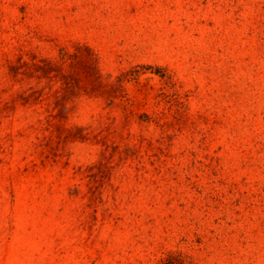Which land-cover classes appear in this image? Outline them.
Instances as JSON below:
<instances>
[{"label":"rangeland","instance_id":"374dc122","mask_svg":"<svg viewBox=\"0 0 264 264\" xmlns=\"http://www.w3.org/2000/svg\"><path fill=\"white\" fill-rule=\"evenodd\" d=\"M0 264H264V0H0Z\"/></svg>","mask_w":264,"mask_h":264}]
</instances>
